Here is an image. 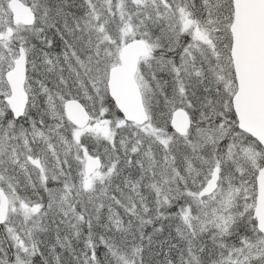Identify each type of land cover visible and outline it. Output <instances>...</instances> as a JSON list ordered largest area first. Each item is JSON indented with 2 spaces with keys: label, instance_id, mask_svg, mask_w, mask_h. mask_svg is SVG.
Segmentation results:
<instances>
[{
  "label": "snow or ice",
  "instance_id": "1",
  "mask_svg": "<svg viewBox=\"0 0 264 264\" xmlns=\"http://www.w3.org/2000/svg\"><path fill=\"white\" fill-rule=\"evenodd\" d=\"M0 264H264V0H0Z\"/></svg>",
  "mask_w": 264,
  "mask_h": 264
}]
</instances>
